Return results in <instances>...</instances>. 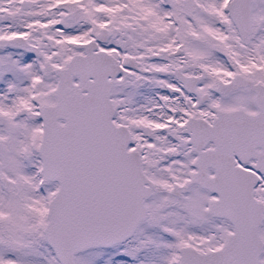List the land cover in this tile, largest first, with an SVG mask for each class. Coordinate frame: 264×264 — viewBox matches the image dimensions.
<instances>
[{
  "label": "snow or ice",
  "instance_id": "1",
  "mask_svg": "<svg viewBox=\"0 0 264 264\" xmlns=\"http://www.w3.org/2000/svg\"><path fill=\"white\" fill-rule=\"evenodd\" d=\"M0 264H264V0H0Z\"/></svg>",
  "mask_w": 264,
  "mask_h": 264
}]
</instances>
